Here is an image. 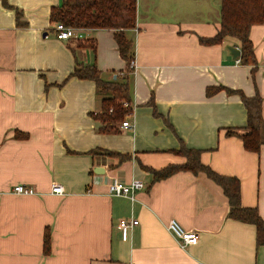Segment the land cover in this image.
I'll use <instances>...</instances> for the list:
<instances>
[{
  "label": "crops",
  "instance_id": "0c3cea01",
  "mask_svg": "<svg viewBox=\"0 0 264 264\" xmlns=\"http://www.w3.org/2000/svg\"><path fill=\"white\" fill-rule=\"evenodd\" d=\"M7 1L11 8L0 0V264H264L256 226L229 217L221 185L203 172L154 180L150 170L183 163L175 152L183 142L217 173L238 178L242 205L264 219V144L250 151L227 134L245 131L247 109L224 89L259 94L264 118V23L250 31L253 66L231 54L229 45L240 49L234 37L200 42L220 28L221 0H138L128 32L137 68L126 118L134 127L104 133L94 117L102 111L95 82L70 75L79 61L117 78L126 62L113 32L78 30L96 40L93 50L56 36L51 10L63 0ZM134 179L145 183L135 200L109 193L113 181ZM19 184L36 193H14ZM54 184L65 193H52ZM123 218L139 220L127 240ZM171 219L197 231L199 242L182 248L167 229Z\"/></svg>",
  "mask_w": 264,
  "mask_h": 264
},
{
  "label": "trees",
  "instance_id": "16d2710c",
  "mask_svg": "<svg viewBox=\"0 0 264 264\" xmlns=\"http://www.w3.org/2000/svg\"><path fill=\"white\" fill-rule=\"evenodd\" d=\"M3 4L10 7L7 0ZM18 20L21 12L17 9ZM138 12V0H63L59 7L51 10V22H62L67 26L78 30L106 29L113 32L119 53L126 62V69L119 72L117 78L106 79L103 71L96 63H83L77 61L70 76L79 79H89L95 82L97 93L102 96V111L94 115L100 123V130L104 133L119 132L120 124L126 119L131 104L130 79L135 71L131 67V61L135 60L134 39L128 32L136 27ZM221 26L217 33L209 37H200V42L205 45L222 43L228 37L238 39L241 54L239 61L243 64L255 66L254 44L250 38L251 28L256 24L264 23V0H221ZM21 25L22 22L18 21ZM73 39V38H72ZM81 46H89L96 49L95 39L75 38ZM223 87H208L209 96L215 94ZM228 93L241 95L247 109V125L245 131L240 133L236 129H227L228 135H237L243 141L247 150L259 152L264 144V118L262 112V97L259 94L249 97L240 90L229 88ZM151 105L155 107L153 99ZM149 102V103H150ZM185 158L180 164H171L160 170L150 169L154 180L166 178L171 174L188 170L194 173L203 172L209 178L217 182L229 199V217L254 224L257 229V243L264 245V219L256 207H245L241 202V184L238 178L224 176L214 171L201 160V150L187 147L183 142L180 149L175 151ZM106 154L126 156L120 153L106 151Z\"/></svg>",
  "mask_w": 264,
  "mask_h": 264
},
{
  "label": "built area",
  "instance_id": "2783aa9c",
  "mask_svg": "<svg viewBox=\"0 0 264 264\" xmlns=\"http://www.w3.org/2000/svg\"><path fill=\"white\" fill-rule=\"evenodd\" d=\"M56 36L59 39L69 40L72 38H82V35L79 33L78 29L67 26L62 22L56 24ZM239 62V60H238ZM131 67L135 70L137 68L136 60L131 61ZM127 107H130V111L128 113L131 114L133 107L131 104L126 103ZM128 117V116H127ZM120 127L122 129H133L134 125L127 118L121 123ZM145 187V183L142 179H134L131 183H123L121 181L115 180L109 186V193L115 196H123L128 197L131 200H135V193L138 190H141ZM12 191L17 194H35L36 191L33 187L27 186L25 184L16 185ZM52 193L63 195L65 193V189L61 184H54L52 187ZM139 223L138 219L131 218H123L120 219L118 227L121 229L122 238L127 240L129 238V234L133 226ZM167 229L170 233L175 237L176 241L179 245L186 249L191 245H195L199 242L200 235L197 231L194 230H186L184 227L176 220L171 219L167 224Z\"/></svg>",
  "mask_w": 264,
  "mask_h": 264
},
{
  "label": "water",
  "instance_id": "95a60500",
  "mask_svg": "<svg viewBox=\"0 0 264 264\" xmlns=\"http://www.w3.org/2000/svg\"><path fill=\"white\" fill-rule=\"evenodd\" d=\"M228 49L230 50V52H231V54L233 55L234 58L239 57L240 54H241L240 49L235 47V46L229 45Z\"/></svg>",
  "mask_w": 264,
  "mask_h": 264
}]
</instances>
